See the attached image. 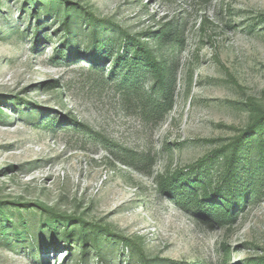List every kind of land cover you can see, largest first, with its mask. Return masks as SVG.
I'll return each mask as SVG.
<instances>
[{"label":"rangeland","instance_id":"374dc122","mask_svg":"<svg viewBox=\"0 0 264 264\" xmlns=\"http://www.w3.org/2000/svg\"><path fill=\"white\" fill-rule=\"evenodd\" d=\"M27 1L0 0V98L35 106L29 119L0 101V264H78L67 248L39 238L37 205L108 226L148 260L223 264L224 246L229 264L264 258V189L235 225L221 227L178 208L157 184L158 174L213 156L239 136L252 119L250 101L264 105V0H70L111 22L97 25L100 42L119 27L135 35L171 25L184 38L174 57V106L159 121L117 85L121 72L111 78L110 64L91 63L97 43L85 22L74 24V49L63 53L76 51L72 59L55 60L67 35L54 17L42 16L37 45ZM45 117L57 118L55 131L36 125ZM71 117L111 140L108 149ZM125 149L153 162L125 166L116 155ZM103 250L108 264L131 262L122 247ZM88 264L106 263L91 252Z\"/></svg>","mask_w":264,"mask_h":264},{"label":"trees","instance_id":"16d2710c","mask_svg":"<svg viewBox=\"0 0 264 264\" xmlns=\"http://www.w3.org/2000/svg\"><path fill=\"white\" fill-rule=\"evenodd\" d=\"M27 2H32V17L38 23L37 45L42 39L43 15L48 19L53 17L58 19L59 26L67 35L62 47L54 48L55 60L60 61L62 58L69 60L76 57V51L66 55L63 53L66 49H74L75 41L71 36L74 24L81 20L89 27L91 37L97 43L96 51L90 58L95 67L100 68L110 64L109 77L111 78L121 72L120 79H116L117 85L130 99L141 104L142 113L149 119L159 121L172 110L178 73L174 57L185 44L178 30L171 25H165L159 31L133 35L119 27L111 40L100 42L99 33L96 32L97 25L111 24V22L101 20L90 8L70 0H29ZM260 17L264 19L263 14ZM61 55L62 58H59ZM144 77H148V84L143 83ZM15 100L16 102L9 97L0 98V101L10 105L18 113L23 114L26 111L29 119L34 117V104L20 100L18 97ZM248 110L252 115L248 125L230 143L215 150L213 156L205 157L185 168L174 171L167 169L157 176L159 191L168 196L172 203L186 213L207 220L213 226L235 225L246 206L256 202L263 195L264 105L250 101ZM3 117V112L0 110V118ZM47 118L49 119L45 117L36 125L44 131H55L57 118ZM67 118L68 116H65V119ZM69 123L82 128L88 136L98 139L105 149H108L107 145L112 143L89 126L80 123L75 117H71ZM116 155L123 165L135 169L153 162L150 156L128 149ZM213 160H221V162L218 161L219 164L216 166ZM3 205L0 203V208ZM22 207L30 209L35 206L24 204ZM36 207L40 209L41 214L40 230L42 231L39 238H48L55 246L62 245L67 248L70 256L78 260V264H88L91 252H95L104 263L108 264L104 256L105 246L126 249L131 254L129 264H180L169 260H148L143 248L136 241L116 234L108 226L89 222L84 215H69L42 205ZM0 213H2L1 209ZM24 221L21 215L20 222ZM22 233L17 229L16 234ZM224 247H226L227 258L223 264H229L230 249L227 246ZM43 248L46 246L40 245V250ZM67 261L68 259L65 264ZM253 262L264 264V258L258 261L253 260Z\"/></svg>","mask_w":264,"mask_h":264}]
</instances>
